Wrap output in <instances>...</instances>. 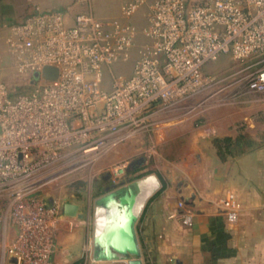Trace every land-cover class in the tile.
<instances>
[{
  "label": "built area",
  "instance_id": "1",
  "mask_svg": "<svg viewBox=\"0 0 264 264\" xmlns=\"http://www.w3.org/2000/svg\"><path fill=\"white\" fill-rule=\"evenodd\" d=\"M116 1L120 20L98 19L93 0H76L84 8L76 14L34 5L8 27L11 67L24 87L12 93L0 83V237L15 264H51L56 252L61 209L39 189L152 128L166 108L212 90L219 81L204 71L209 63L222 55L256 59L241 80L247 92L264 95V0ZM139 34L144 43L130 75L112 74L106 89L105 71L131 58ZM44 67L56 68L58 80L31 83ZM131 161L111 165L112 183ZM220 207L228 223L237 221L234 193ZM180 217L192 225L190 209Z\"/></svg>",
  "mask_w": 264,
  "mask_h": 264
},
{
  "label": "crops",
  "instance_id": "2",
  "mask_svg": "<svg viewBox=\"0 0 264 264\" xmlns=\"http://www.w3.org/2000/svg\"><path fill=\"white\" fill-rule=\"evenodd\" d=\"M120 4L93 0L92 8L98 19L120 20ZM34 5L68 10L71 15L84 10L76 0H0V57L5 56L10 65L5 44L8 27L21 21ZM260 106L256 120L257 112H247L221 126L196 128L194 141L179 163H167L135 224L142 264H264V142L224 160L212 146L214 137H236L234 124L239 120L258 140L264 133V104ZM227 192L234 193L241 206L235 223L226 221L220 207ZM187 208L194 214L189 227L180 217ZM66 240L57 241L51 264H70L79 258Z\"/></svg>",
  "mask_w": 264,
  "mask_h": 264
},
{
  "label": "rangeland",
  "instance_id": "3",
  "mask_svg": "<svg viewBox=\"0 0 264 264\" xmlns=\"http://www.w3.org/2000/svg\"><path fill=\"white\" fill-rule=\"evenodd\" d=\"M142 12L140 9L136 15L138 30L143 26ZM92 14L98 18L93 8ZM143 43L144 39L139 34L131 58L105 71L106 89L110 88L112 74L125 78L130 75L137 51ZM255 61L256 59H250L240 62L230 56H220L204 69L219 81L212 90L166 108L155 116L156 123L152 128L114 146L84 170L39 189L38 192L45 201L58 203L61 215L65 203L77 204L82 214L81 219L62 215L57 231L58 243L65 239L71 241L73 253H80L78 259H81L83 264H97L99 261L92 259L95 231L97 236L101 233L98 222L100 207L96 205V201L105 194L101 189L102 181L106 179L112 182L109 177L111 165L133 158H145L144 165L132 174L127 173L119 188L137 183L147 176H154L159 182L165 167H168L167 163H179L182 156L188 152L194 141L196 128L221 126L222 123L227 124V121L240 117L241 114L260 112L262 107L260 105L264 104V95L247 92L241 80L246 73L254 69L252 64ZM0 83L5 84L12 93L24 90V87L21 89L20 86L22 78L15 73L5 56L0 57ZM239 123L241 120L234 124V128H237ZM3 246L4 241L0 237V264H7Z\"/></svg>",
  "mask_w": 264,
  "mask_h": 264
},
{
  "label": "water",
  "instance_id": "4",
  "mask_svg": "<svg viewBox=\"0 0 264 264\" xmlns=\"http://www.w3.org/2000/svg\"><path fill=\"white\" fill-rule=\"evenodd\" d=\"M41 80L44 83H53L58 80V70L54 67H44L40 73L32 75L31 83ZM145 163L144 157L132 160L126 172L132 174ZM121 184H114L100 196L96 205L103 208L107 215V229L101 236L94 235L92 259L99 262L124 260L127 264H142L140 248L138 245L135 224L137 216H133L127 210L121 191ZM137 189V183L131 185ZM52 203V202H50ZM99 209V210H100ZM62 215L68 218L81 219L79 206L75 203H65L62 207ZM9 263L15 264V258L9 256Z\"/></svg>",
  "mask_w": 264,
  "mask_h": 264
},
{
  "label": "trees",
  "instance_id": "5",
  "mask_svg": "<svg viewBox=\"0 0 264 264\" xmlns=\"http://www.w3.org/2000/svg\"><path fill=\"white\" fill-rule=\"evenodd\" d=\"M260 113L253 115V120H256V117H260ZM238 134L236 137H216L212 140V146L215 149V152L220 160H224L227 157L239 156L257 146L259 143L264 142V133L258 138L254 139L249 133L246 132V124L241 121L237 125ZM121 181L118 184H122ZM102 192L105 193L107 189H111L114 186V183L104 179L102 181ZM47 205H50V202H47ZM71 264H83L81 259L74 261Z\"/></svg>",
  "mask_w": 264,
  "mask_h": 264
},
{
  "label": "bare ground",
  "instance_id": "6",
  "mask_svg": "<svg viewBox=\"0 0 264 264\" xmlns=\"http://www.w3.org/2000/svg\"><path fill=\"white\" fill-rule=\"evenodd\" d=\"M137 189L131 185L126 186L122 191V199L129 213L133 216H138L139 211L143 208L148 196L158 187V181L154 176H147L137 182ZM99 228L100 235H103L107 229L106 211L101 208L99 211ZM136 214V215H135ZM97 264H127L124 260L97 262Z\"/></svg>",
  "mask_w": 264,
  "mask_h": 264
}]
</instances>
